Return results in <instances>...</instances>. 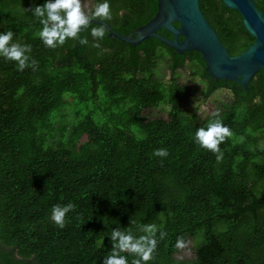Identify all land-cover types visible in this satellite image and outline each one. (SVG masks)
I'll list each match as a JSON object with an SVG mask.
<instances>
[{
  "label": "trees",
  "instance_id": "16d2710c",
  "mask_svg": "<svg viewBox=\"0 0 264 264\" xmlns=\"http://www.w3.org/2000/svg\"><path fill=\"white\" fill-rule=\"evenodd\" d=\"M157 2L109 0L106 21L132 33ZM255 2L264 11V0ZM42 3L0 0V32L12 31L9 43L30 45L35 61L20 70L0 56V264H101L113 228L139 236L146 224L156 226V246L141 264H264V68L247 90L216 80L197 50L180 54L156 37L133 45L106 27L93 38L89 29L102 25L94 21L77 38L45 47L32 13ZM201 7L231 54L253 43L238 11L222 0H201ZM182 68L205 80L206 95L226 87L233 100L198 121L182 106L189 94L176 79ZM68 96L70 119L56 130ZM164 104L168 117L145 115ZM217 119L231 135L214 153L193 135ZM159 148L167 155H153ZM69 203L58 227L52 207ZM189 236L195 257L178 260L177 241ZM121 255L131 264L134 254Z\"/></svg>",
  "mask_w": 264,
  "mask_h": 264
},
{
  "label": "water",
  "instance_id": "95a60500",
  "mask_svg": "<svg viewBox=\"0 0 264 264\" xmlns=\"http://www.w3.org/2000/svg\"><path fill=\"white\" fill-rule=\"evenodd\" d=\"M222 2L227 8L239 12L244 27L254 37L253 43L237 54H231L222 42L218 31L205 15L201 0H158L154 16L129 34L117 32L106 20L93 18L91 21L106 27L110 36L133 45L156 37L180 54L197 50L207 71L216 80H232L248 90L250 81L264 68V11L258 8L255 0ZM160 28L169 31L172 37L161 34ZM180 36L183 38L180 39Z\"/></svg>",
  "mask_w": 264,
  "mask_h": 264
},
{
  "label": "clouds",
  "instance_id": "9594fccd",
  "mask_svg": "<svg viewBox=\"0 0 264 264\" xmlns=\"http://www.w3.org/2000/svg\"><path fill=\"white\" fill-rule=\"evenodd\" d=\"M32 13L39 17L42 27L38 31V36L45 47L55 48L64 43L66 38H77L82 28L88 27L93 18L107 20L110 18L109 0H98V2L87 12L82 10L81 0H43L42 4H37ZM90 35L93 38H103L105 35L104 26L91 27ZM11 30L0 32V56L5 60L16 62V67L22 70L26 62L30 61L28 53L31 51L30 45L20 44L12 41ZM81 44L86 43L83 38L79 39ZM231 132L226 125L217 119L209 122L206 127L197 128L193 135V142L202 148L218 153V144ZM153 155L166 156L167 150L164 148L155 149ZM220 159V155H217ZM71 203L64 206L54 205L50 218L58 226H64L65 213L72 209ZM138 230L143 234L133 236L129 231L113 228L109 240L112 241L111 251L102 258L101 264H128V259L121 253L134 254L131 264H141L151 259V253L156 246V226L153 224L140 225ZM164 232H160L162 237ZM177 247H182L181 241H177Z\"/></svg>",
  "mask_w": 264,
  "mask_h": 264
},
{
  "label": "rangeland",
  "instance_id": "374dc122",
  "mask_svg": "<svg viewBox=\"0 0 264 264\" xmlns=\"http://www.w3.org/2000/svg\"><path fill=\"white\" fill-rule=\"evenodd\" d=\"M95 5V0H81L82 10L89 11ZM160 73L166 82L170 81V75L167 68L166 61H160ZM176 79L178 83L186 85L189 89V94L182 101V106L187 110L188 114H195L198 116V121L207 117L213 116L222 107L224 102H231L233 94L229 88L220 87L214 89L209 95H206V82L203 78L195 75L189 68H182L176 72ZM71 103L66 106L63 117H57L53 123L54 128L57 130L62 123H66L70 119V110L73 104V98L67 97ZM99 103V102H96ZM169 106L164 104L157 108H152L145 115L151 118H166L168 117ZM74 119H77L73 116ZM55 134L59 136L57 131ZM183 246L175 253V257L181 261H191L195 257L196 239L192 236L188 240L182 242Z\"/></svg>",
  "mask_w": 264,
  "mask_h": 264
}]
</instances>
